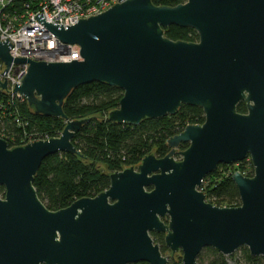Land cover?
Returning a JSON list of instances; mask_svg holds the SVG:
<instances>
[{
	"label": "water",
	"instance_id": "1",
	"mask_svg": "<svg viewBox=\"0 0 264 264\" xmlns=\"http://www.w3.org/2000/svg\"><path fill=\"white\" fill-rule=\"evenodd\" d=\"M119 2L67 29L35 17L61 42L78 45L82 61L13 58L10 40L0 42V90L24 97L35 114L66 121L61 135L46 141L10 148L0 138V264H169L152 233L165 235L182 264H196L207 248L228 257L246 247L264 257V0ZM172 26L193 29L199 41L168 39ZM13 64L28 69L8 91ZM92 83L123 91L108 115L112 123L139 126L183 105L201 108L205 122L171 138L164 158L148 155L112 174L96 198L52 212L38 197L35 176L50 156L83 158L72 141L90 119L70 121L63 107L72 91ZM242 102L245 114L237 110ZM183 144L188 149L179 151ZM247 159L253 177L232 175L240 206L207 202L204 180L220 165Z\"/></svg>",
	"mask_w": 264,
	"mask_h": 264
},
{
	"label": "trees",
	"instance_id": "2",
	"mask_svg": "<svg viewBox=\"0 0 264 264\" xmlns=\"http://www.w3.org/2000/svg\"><path fill=\"white\" fill-rule=\"evenodd\" d=\"M157 7H176L185 0H152ZM165 37L172 41L196 43L198 34L191 28L170 27ZM123 91L107 84L92 83L81 86L67 98L63 110L70 121L90 119L75 136L72 143L81 152L79 156L59 153L46 158L34 180L39 199L52 212L71 206L82 198H94L110 187V176L129 168L137 167L151 154L164 158L169 152L168 141L182 133L190 125H202L205 115L201 108L183 105L174 116L145 120L139 126L120 125L108 119L111 111L120 106ZM1 97V95H0ZM5 98V97H4ZM5 116L0 117V138L6 140L10 148L23 146L28 139H52L61 135L66 127L63 119L35 114L26 101L18 100L7 104ZM245 114L244 102L237 108ZM184 144L181 150L188 149ZM240 163V168L247 169ZM250 168L252 164L248 163ZM232 166L220 165L203 183L202 191L207 202L220 208H236L241 204L238 189L232 180ZM239 171V170H238ZM254 171H250L248 177ZM0 196L5 197V189L0 188ZM155 244L167 255L164 236L152 233ZM237 252L241 257L236 264H264V257H254L248 248ZM232 259L236 255L231 256ZM147 264V263H137ZM170 264H175L170 260ZM182 264V258L179 259ZM196 264H228L227 257L213 248H207L199 255Z\"/></svg>",
	"mask_w": 264,
	"mask_h": 264
},
{
	"label": "built area",
	"instance_id": "3",
	"mask_svg": "<svg viewBox=\"0 0 264 264\" xmlns=\"http://www.w3.org/2000/svg\"><path fill=\"white\" fill-rule=\"evenodd\" d=\"M117 3H120L119 0H0V42L10 40L13 45L10 55L13 58H29L32 61L46 63L82 61L78 45L61 42L35 17L43 14L46 23L63 25L64 29H67L66 26L76 25L79 19L85 20L101 15ZM3 68L6 69V66L0 61V72ZM27 69L28 65L11 66L6 73L8 91H13L16 83L19 86L22 84ZM4 79L5 75L0 73V81L4 82ZM0 95V117L5 116V98L7 104L17 100L26 101L18 94L6 95L1 90ZM46 140L49 139L31 138L24 145L31 141ZM247 162L251 163V160L247 159ZM249 172L240 173L248 177Z\"/></svg>",
	"mask_w": 264,
	"mask_h": 264
},
{
	"label": "rangeland",
	"instance_id": "4",
	"mask_svg": "<svg viewBox=\"0 0 264 264\" xmlns=\"http://www.w3.org/2000/svg\"><path fill=\"white\" fill-rule=\"evenodd\" d=\"M244 162H246V164L244 165L247 169L243 170L240 168V164H235V165H232V172L235 173V172H249L251 171V168L247 162V160H245ZM239 170V171H238ZM2 197V196H1ZM234 255H236V258L235 259H232L231 256H228L227 257V263L228 264H236V259L240 258L241 257V253L240 252H236ZM233 256V255H232ZM168 257V256H166ZM180 257L182 258V254L179 253L177 254L175 257H174V261H175V264H179V259Z\"/></svg>",
	"mask_w": 264,
	"mask_h": 264
},
{
	"label": "flooded vegetation",
	"instance_id": "5",
	"mask_svg": "<svg viewBox=\"0 0 264 264\" xmlns=\"http://www.w3.org/2000/svg\"><path fill=\"white\" fill-rule=\"evenodd\" d=\"M184 145V144H183ZM182 146V145H181ZM179 151H183V150H181V147H180V149H179ZM177 158L179 159V157L177 156ZM251 164H252V162H251ZM252 167H253V165H252ZM251 171H254V168H253V170H252V168H251ZM252 177H253V175H252ZM97 197V196H96ZM96 197H94V198H96ZM166 224L168 223V221L167 220H165L164 221ZM163 236H164V241H165V235L164 234H162ZM167 248V247H166ZM168 249V248H167ZM161 250V249H160ZM162 253V252H161ZM177 254H179V253H177ZM177 254H175V255H173L172 254V252L168 249V253H167V255H163L164 257H166V256H168L167 258H168V260H169V264H170V260L172 259V260H174V257L177 255Z\"/></svg>",
	"mask_w": 264,
	"mask_h": 264
}]
</instances>
